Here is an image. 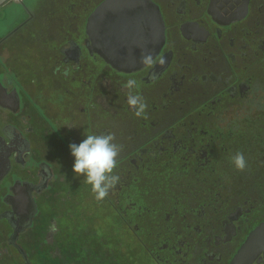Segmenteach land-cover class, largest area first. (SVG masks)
<instances>
[{"label":"flooded vegetation","instance_id":"obj_1","mask_svg":"<svg viewBox=\"0 0 264 264\" xmlns=\"http://www.w3.org/2000/svg\"><path fill=\"white\" fill-rule=\"evenodd\" d=\"M105 1L0 7V264H264V0H145L165 63L133 70L89 33ZM109 132L120 182L98 202L69 145Z\"/></svg>","mask_w":264,"mask_h":264},{"label":"water","instance_id":"obj_2","mask_svg":"<svg viewBox=\"0 0 264 264\" xmlns=\"http://www.w3.org/2000/svg\"><path fill=\"white\" fill-rule=\"evenodd\" d=\"M7 1L0 0V7ZM150 25L155 28L154 33L152 28L149 32ZM88 27L89 33L96 34L98 51L106 53L107 61L123 70H133L141 64L140 55L147 44L148 33L150 43H156V46L163 34L159 12L145 0H107L90 17ZM2 173L3 165L0 175Z\"/></svg>","mask_w":264,"mask_h":264},{"label":"clouds","instance_id":"obj_3","mask_svg":"<svg viewBox=\"0 0 264 264\" xmlns=\"http://www.w3.org/2000/svg\"><path fill=\"white\" fill-rule=\"evenodd\" d=\"M140 63L148 69H154L157 63L163 65V57L154 56L152 52L142 50ZM150 78L157 79L154 71ZM123 87L127 89L126 102L137 118H147V102L138 91L140 85L135 78L128 79ZM86 138L79 144L69 145L71 155L74 157L73 172L76 176H83L84 182L91 186L94 198L103 201L120 182V176L114 170L118 167V157L123 150V145L115 142V133L85 134ZM230 162L239 172H244L248 167L247 159L243 152L237 151L230 157ZM51 231H56L55 224L50 226Z\"/></svg>","mask_w":264,"mask_h":264},{"label":"rangeland","instance_id":"obj_4","mask_svg":"<svg viewBox=\"0 0 264 264\" xmlns=\"http://www.w3.org/2000/svg\"><path fill=\"white\" fill-rule=\"evenodd\" d=\"M8 9V8H7ZM6 9V10H7ZM6 13L5 9L4 8H0V18L4 17L3 15ZM2 15V16H1ZM8 25V22H5L4 25H3V29H5Z\"/></svg>","mask_w":264,"mask_h":264}]
</instances>
